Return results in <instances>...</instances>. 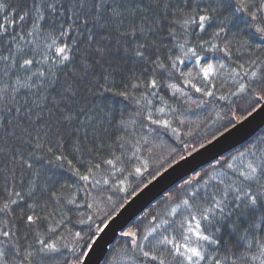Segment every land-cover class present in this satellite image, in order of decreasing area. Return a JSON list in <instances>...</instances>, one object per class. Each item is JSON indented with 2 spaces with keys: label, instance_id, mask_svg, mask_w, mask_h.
Listing matches in <instances>:
<instances>
[{
  "label": "snow or ice",
  "instance_id": "1",
  "mask_svg": "<svg viewBox=\"0 0 264 264\" xmlns=\"http://www.w3.org/2000/svg\"><path fill=\"white\" fill-rule=\"evenodd\" d=\"M261 45L264 0H0V264L62 249L85 264L111 218L95 225L98 187L126 191L116 166L142 159L150 135L178 137L194 108L264 100ZM196 167L163 213L122 233L128 264H264V137Z\"/></svg>",
  "mask_w": 264,
  "mask_h": 264
},
{
  "label": "trees",
  "instance_id": "2",
  "mask_svg": "<svg viewBox=\"0 0 264 264\" xmlns=\"http://www.w3.org/2000/svg\"><path fill=\"white\" fill-rule=\"evenodd\" d=\"M174 3H180L181 0H173ZM127 23V22H126ZM254 45H259V41H253ZM256 55L264 57V45H261L255 51ZM247 59V56H244L241 62ZM230 69L225 68L216 77V84L219 88L221 83L224 80V77ZM229 85L225 86V90H229ZM225 90L217 92V95L225 94ZM231 91H235V87L231 86ZM167 96H171V92L166 93ZM199 95V94H196ZM264 100H255L253 97L249 96L247 93H240L235 96H230L228 101H215L209 103L203 108L196 109L186 113L185 119L188 122L187 126H181V132L179 136L169 133H164L160 135H150L148 137L150 143L147 147L142 148L138 155L142 158L140 160H133L131 163L125 161L123 164H118L117 168H125L126 170L123 174L117 173L116 179H124L125 183L123 188L126 191H121L120 185H117L115 181L112 182L111 186H105L101 184L97 191L99 193L98 200H100V211L95 212L94 216L95 225L103 227L101 220L110 214L111 218L106 220L107 224L119 211L120 209L141 189H143L148 183L158 177L162 172L168 169L170 166L175 164V162L181 160V157H186L189 153H193L192 149L195 148L198 150L201 144L206 145L207 141H212L213 133L218 137L220 133L225 132V127L230 129L237 122L241 121L238 118L243 116H249L248 113L252 112L253 106L257 109ZM235 116V118H234ZM231 120V123L228 121ZM219 128V132H216V129ZM258 137H264V128L259 131L254 137H252L248 142L243 145L231 150L225 155L234 154L238 150H242V146L246 145L250 141L255 140ZM64 151L65 155L79 167L80 161H83L85 164L88 163L89 157L81 153H76L72 150L70 144L63 146L61 148ZM117 155H120V152H116ZM146 160L147 166L142 168V174L137 175L133 171L134 167L142 166V162ZM3 165L0 164V167ZM69 166L65 164V176H67L66 169ZM208 164L200 168L206 169ZM83 171V169H81ZM59 171V170H54ZM192 173L191 175H193ZM51 175V173H49ZM189 175V176H191ZM189 176L185 177L178 184L170 188L153 202L143 213H141L132 223L120 233L119 237L115 243L109 248L108 254L102 264H128L126 257L123 254L122 246L126 244L129 238L122 235L123 232L128 231L129 229L140 228L143 229L148 226L151 216L154 214L163 213L166 208L165 198L169 193H177L180 191V185L183 184V181ZM97 180L101 179V176H96ZM61 182H64L63 180ZM111 196V200H108L107 197ZM83 198V197H81ZM84 211V209H81ZM75 219V216L73 217ZM74 231H79L81 229L87 230V225H69ZM115 258H114V252ZM53 259L50 261V264H56L58 261L59 264H64V261L71 259V253L67 249H62L61 254H52Z\"/></svg>",
  "mask_w": 264,
  "mask_h": 264
},
{
  "label": "water",
  "instance_id": "3",
  "mask_svg": "<svg viewBox=\"0 0 264 264\" xmlns=\"http://www.w3.org/2000/svg\"><path fill=\"white\" fill-rule=\"evenodd\" d=\"M262 128H264V101L256 111L252 112L251 116L237 122L228 129V132H224L223 137L218 136L217 140H212L211 145L206 144L204 148H199L183 160H179L134 195L107 223L109 226L105 232L100 234L95 250L90 256L84 258L85 264H102L109 248L115 243L120 233L167 190L191 175L194 167L198 165L196 167L198 171L210 162V157L213 154L222 153L225 155L229 153L248 142Z\"/></svg>",
  "mask_w": 264,
  "mask_h": 264
}]
</instances>
